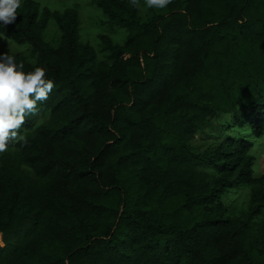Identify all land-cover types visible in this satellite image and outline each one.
<instances>
[{"label":"trees","instance_id":"1","mask_svg":"<svg viewBox=\"0 0 264 264\" xmlns=\"http://www.w3.org/2000/svg\"><path fill=\"white\" fill-rule=\"evenodd\" d=\"M92 2L127 32L101 34L102 56L76 8L23 0L0 27L55 84L0 154V264H264V0Z\"/></svg>","mask_w":264,"mask_h":264},{"label":"clouds","instance_id":"2","mask_svg":"<svg viewBox=\"0 0 264 264\" xmlns=\"http://www.w3.org/2000/svg\"><path fill=\"white\" fill-rule=\"evenodd\" d=\"M140 11L146 9H166L173 0H143L146 9L141 8V0H129ZM23 0H0V27L16 22L18 10ZM5 35L0 32V37ZM9 50L0 54V154L9 151L10 142L27 144V138L21 133L26 117L38 113V104L46 101L55 87L54 81L47 78V70L35 67L26 72L24 64L17 62Z\"/></svg>","mask_w":264,"mask_h":264},{"label":"rangeland","instance_id":"3","mask_svg":"<svg viewBox=\"0 0 264 264\" xmlns=\"http://www.w3.org/2000/svg\"><path fill=\"white\" fill-rule=\"evenodd\" d=\"M44 6L49 7L52 10L65 12L69 9L76 8L79 11L81 17L80 25V36L81 40L85 42H90L92 45L96 46L101 53V39L99 36L101 34L110 35L113 39L119 42H123L127 32L115 26L107 23V17L99 10L92 2V0H39ZM141 8L146 9L143 0H141ZM162 12L164 11L161 10ZM142 13L147 16L150 15V9L142 11ZM150 17V16H149ZM54 28V26H52ZM11 41V53L15 55H30L33 49L28 46H22L15 43L13 40L6 37H0V48L9 50ZM220 123L215 119H212L208 124H206L203 129L198 132L191 142L192 148L199 153H204L211 150L216 143L219 142V132ZM253 155L256 157V162L253 167L255 176H264V140H260L252 151ZM228 202L235 206H247L249 202V195L246 190H236L228 196ZM264 213V212H263ZM264 215V214H263ZM0 242H2V237L0 235ZM255 260L257 263L264 261V256H262L258 251L255 252Z\"/></svg>","mask_w":264,"mask_h":264}]
</instances>
